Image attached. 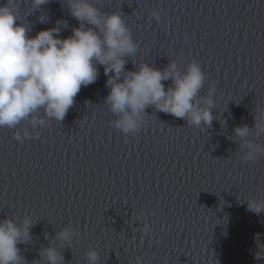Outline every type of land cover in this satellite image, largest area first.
I'll return each instance as SVG.
<instances>
[{
	"label": "water",
	"instance_id": "water-1",
	"mask_svg": "<svg viewBox=\"0 0 264 264\" xmlns=\"http://www.w3.org/2000/svg\"><path fill=\"white\" fill-rule=\"evenodd\" d=\"M89 2L119 13L136 45L119 79L141 64L176 63L183 75L195 60L204 73L195 103L213 119L195 124L150 104L124 133L106 102L113 74L97 65L62 121L41 108L46 123L35 131L27 120L0 127V220L31 221L17 244L21 264H50L49 247L57 264H91L92 250L95 264H264V210H248V201L264 204V0ZM15 6L32 36L58 20L61 37L80 24L66 0ZM24 127L33 134L15 139Z\"/></svg>",
	"mask_w": 264,
	"mask_h": 264
},
{
	"label": "clouds",
	"instance_id": "clouds-1",
	"mask_svg": "<svg viewBox=\"0 0 264 264\" xmlns=\"http://www.w3.org/2000/svg\"><path fill=\"white\" fill-rule=\"evenodd\" d=\"M46 2L32 0V6L39 8ZM66 2L71 15L80 21L66 37L60 36L65 26L62 20L54 27L29 35L30 27L19 22L15 0L0 5V127L16 128L27 120L35 131L38 125L46 123L37 115L41 108L45 117L62 121L81 85L87 86L97 79V65L104 66L105 75L113 74L107 80L110 91L106 102L119 116L115 128L124 133H134L139 128L140 113L150 104L178 118L188 116L195 124L201 121L211 124L210 108L195 103L204 82L198 62L191 61L183 75L176 63L163 71L141 64L137 71L126 73L121 80L124 57L136 49L122 17L116 12L102 15L89 0ZM85 23L96 28L85 27ZM169 78L174 81V87L166 90L162 81ZM207 104L211 105L212 100L208 99ZM235 131L243 137L249 130L243 126ZM32 134L24 127L15 133V139L22 140ZM247 158L252 159L253 154L249 152ZM248 210L259 213L264 210V204L248 201ZM30 224L28 219L22 227L11 219L0 220V264H21L17 244L29 238ZM59 236L61 241H68L69 229L62 230ZM43 254L50 264H57L55 248H46ZM88 259L95 264V250L88 253Z\"/></svg>",
	"mask_w": 264,
	"mask_h": 264
}]
</instances>
